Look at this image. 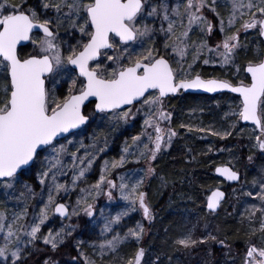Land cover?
Segmentation results:
<instances>
[{
    "label": "snow or ice",
    "instance_id": "obj_1",
    "mask_svg": "<svg viewBox=\"0 0 264 264\" xmlns=\"http://www.w3.org/2000/svg\"><path fill=\"white\" fill-rule=\"evenodd\" d=\"M25 2L26 0H20V3L0 0V74H3V83L0 84V180L3 181L4 189H14L18 170L37 160L41 152L50 149V154L42 161V170L37 174L40 184L48 186V198L31 223L23 222L28 215L27 204L20 211L12 212L11 219L8 210L0 208V234L3 240L0 244V258H3V264H8L9 260L11 264H24L29 255L39 251L35 249L37 240L42 239L45 245L55 251L64 243L65 238L71 235L64 228L55 231L50 229L42 236L40 233L41 226L53 210L61 217L79 215L75 206L69 213L64 203H56V196L53 193L66 190L64 184L57 182V176L66 175L62 156L67 153V146L54 145L57 137L64 133L74 135L72 129L89 121L90 115L82 111V105L89 97H95V111L101 113L110 111L112 118L127 121L132 112L129 110L118 113L117 110L124 105H133L134 101L139 103L148 90L157 91V95H149L143 99L141 105V108L148 106L149 109L144 125L153 128L155 132L154 137L147 134L149 143H144L137 154V158L144 159L148 165L145 169L146 176L155 173L152 161L177 135L171 128H162L160 122L171 118V114L162 109L163 98L180 89H204L208 92L230 89L232 92L240 93L243 99L239 117L245 121H252L260 130L256 141L259 148L264 150V61L258 63L250 61L246 71L251 74V83L246 85L241 82L239 86H232L230 82L220 79H203L199 73L191 76L190 72H184V78L177 80L178 72L170 65L169 59L152 46L138 53L135 59L129 55L127 65L120 55L107 57V60L112 61L116 67L108 68L98 62L95 67H91L89 63L101 55L102 49H114L116 44L112 41L117 37L119 43L124 45L144 38L151 40L150 33L157 30L148 24L142 26L138 24L142 18L159 20L158 31L167 37L163 44L164 49L171 47L176 55L184 58L187 50L193 46L187 43V38L194 25L202 32L206 30L208 34L212 33L213 24L204 15V11L207 9L216 13V0H184L182 4L178 0L173 5H170L168 0H159L158 3H153V0H41L44 9L54 10L56 14L54 21L52 18L41 21L35 8L24 7ZM216 15L219 17V13ZM245 16L248 19L244 20L242 28L248 30L258 27L259 34L264 36V0H232V10L227 18L229 29L225 28L224 19L221 17L220 31L224 33L230 30V27L235 26L238 17L243 19ZM65 21L69 27L80 33V39L75 45L70 46L67 56L61 50V42H58V31ZM178 27L182 30L177 31ZM34 28L43 33L39 40L30 36ZM28 40H32L34 48L21 57L17 51V44ZM240 46L236 34L225 35L222 45L217 44L216 48H209L207 41L202 40L195 44L193 62L207 49L209 53L216 52L221 57L222 64H228L232 62V57ZM221 47L223 51H220ZM204 63H209V60L205 59ZM67 65L75 66V69L79 70V75L64 81L60 73L67 71ZM181 71H184L182 67ZM62 82H67L68 94L60 100L54 93L56 86ZM49 83L53 85L52 89L47 87ZM188 130L192 131V128L189 127ZM145 134L142 132L141 135L132 137V144L143 143L141 136ZM212 135H220L223 139L231 133L212 132ZM98 140L97 137L91 146L93 149L97 147ZM72 143L73 141H68V144ZM130 147L125 146L123 153H129ZM80 148H84L82 142L76 151L70 153L72 158L70 167L76 171L72 177L73 184L85 175L95 159V155L87 149L84 156H79ZM99 151L103 152L104 148H99ZM125 161L126 157L122 154L119 160L112 161L111 168L121 167ZM109 171L106 161L101 169L100 180L92 186L97 194L104 183L109 188L117 187L112 180L106 178L105 173ZM216 172L224 175L229 181L239 180L238 173L229 167H217ZM120 180L118 187L122 198L131 202L133 211L138 204L144 218L150 221L152 214L146 203V194L140 191L143 178L137 180L130 188L123 182L125 177L121 176ZM252 184L254 188L259 189L254 197L259 203L250 204L245 213L241 214V223L247 221L250 230L249 239L245 242L247 250L243 264H264V175L259 179H253ZM24 188L26 192H21L20 195L27 201L31 188L27 184ZM107 195L109 199L112 198L111 191ZM245 195L252 196L253 193L246 192ZM223 196L224 193L216 190L207 197L206 206L210 213L216 211ZM80 205H83L82 210L87 216L93 215V205L87 203L86 199L78 200L77 206ZM127 214V211H123L106 219L103 232H108L112 224L119 223L121 217ZM257 223L258 228L254 226ZM205 231L207 235L194 238L193 230H189L174 243L185 249L211 242L229 247L224 240L218 239L208 231L207 224ZM144 232L143 225L137 223L135 228L128 229L125 236L117 234L110 240H103L99 244V255L116 253L119 246L128 238L138 243ZM257 233L260 234V245L251 242V237ZM144 255L145 250L138 248L135 255L124 260L123 264H141ZM44 264L55 262L47 259ZM85 264H96V261L86 258Z\"/></svg>",
    "mask_w": 264,
    "mask_h": 264
},
{
    "label": "rangeland",
    "instance_id": "obj_2",
    "mask_svg": "<svg viewBox=\"0 0 264 264\" xmlns=\"http://www.w3.org/2000/svg\"><path fill=\"white\" fill-rule=\"evenodd\" d=\"M12 2L20 3V0H12ZM158 2L159 0H153V3ZM168 2L170 5H173L176 4L178 0H168ZM179 2L182 4L184 0H179ZM24 7L35 8L41 21L48 18H52L54 21V18L56 16L54 10L44 9L41 6V0H26V2L24 3ZM215 8L216 13H219V17L216 15V13L210 12L207 9L204 11V15L213 24L212 33L208 34L206 30L202 32L198 26L194 25L192 30L189 32V37L187 38V43L193 46L187 50V54L184 58L176 55V53L172 51L171 47L164 49L163 44L167 37L158 31V29L160 28L159 20H154L152 18H142L138 21V24H140L141 26L143 24H148L157 30L154 33H150L152 39L150 40L148 38H144L143 40L133 41L132 43L127 45H121L117 42V39H115V41L112 42L116 44V47L112 51L105 52L98 63L108 68L116 67V65L112 61L107 60V57L120 55L124 64L127 65L129 55H131L132 58L135 59L138 53H141L149 46H152L157 49L161 55L168 57L171 66L178 72V75L176 77L177 80L184 78V72H190L191 76H194L195 73H197L195 71V66L199 60H201L199 64H214L219 65L223 68H227L229 66L233 67L232 64H234L233 60L235 59L236 52L239 50H243L246 47V45H244L242 42L243 39L245 38L247 40L248 36H251L253 33H257L259 36V28L257 27L255 29L248 30L243 29L242 24L244 23V20L248 19V17L245 16L243 19H240L238 17L235 26L230 27V30L222 33L220 31V18L222 17L224 19L225 28L229 29L227 18L232 10V0H216ZM184 23H187L186 19L184 20ZM164 27H167L166 23L164 24ZM237 29H239L238 32ZM181 30L182 29H180L179 27L177 28V31ZM231 34H236L238 36L241 45L232 57V62L228 64H222L221 57L218 56L216 52L209 53L207 49H205L200 54L199 58L196 59L195 62H193V54L196 52L195 44H199L202 40H206L209 48H216L217 44L222 45V41L224 40L225 35ZM42 36L43 35L40 33L32 34V38L36 40H39V38ZM79 39L80 33L75 29L69 27L67 21H65L58 31V42H61V50L64 52L65 56H67L68 51L70 50V46L75 45L77 43V40ZM153 41H155L154 44ZM193 42H195V44ZM125 47H127V52H125ZM23 48H25L26 51L31 52L34 48L32 40L30 44ZM252 50L253 53H259V55L263 52V48L259 50V44H257V42L253 40ZM220 51H223L222 47L220 48ZM205 59H208L209 63L205 64ZM96 63L97 62L91 64V67H95ZM189 65H191V68H189ZM181 67L184 71H181ZM232 71L235 72L233 74H235L236 76L239 75L238 81H243V77L240 75L244 74L247 77L243 69L242 71H237L236 68H232ZM60 75L61 77H63L64 81H69L72 76H77L68 65L67 71H62ZM2 83L3 74H0V84ZM47 87L49 89H52L53 85L49 83ZM67 94V82H62L61 84L56 86L54 93L55 97L62 100L63 97ZM149 95H157V93L152 92L148 94L144 99H146ZM142 103L143 100L139 103H136L135 105L117 110L118 113L120 111L129 110L132 112V115L127 118V121L112 118V112L95 114L93 110L91 111L92 106L91 103H89L84 108L85 112L89 113L91 117L88 124H86L80 130L73 132L74 135L66 136L67 139L63 138L55 141L54 146L56 147H59L60 144H65L67 146V153L62 156V162L66 166L64 169L66 175L57 176V182L60 184H64L66 186V190H61L59 193L54 192L53 194L54 196H56V202L62 201L69 207V213L72 212L73 207L75 206L76 210L79 212V215H70L67 217V219L63 220L54 216L52 211L48 219L41 226L40 234L41 236L46 235L50 229L54 231L60 230L61 228L66 229V231L70 232L71 235L67 236L64 240V243L59 247L62 248L71 240L78 249L79 257L84 263L86 258H93L91 256L92 253L95 254V256L99 255V244L103 240H110L117 234L123 237L127 233L128 229L135 228L137 226V223L142 224L145 229L143 235L144 238V236L148 233L149 224L152 223L154 219V211L149 205L148 206L152 214V219L150 221L144 218L143 211L139 208L138 204L135 206L134 211L131 210V202L122 198L120 189L118 187L121 183V176L125 177V180L123 182L127 183L129 185V188L132 184H134L141 178H143L144 182L148 178H150V176L145 175V169L148 167L145 160L137 158L138 151L139 149L143 148V144L149 143L147 134H151L153 137L155 136L154 129L151 127H146L144 125L146 113H148L149 109L148 106H144L141 108ZM240 107L241 102L237 96L234 95L221 97L219 99H212L211 104H208L207 108L210 112L206 111V106L199 105L198 107H193V109H188L187 112L186 110H184L182 113L184 115L182 119L177 120L173 113V109L168 107L166 102H164L163 100L162 109L164 112L170 113L171 118L170 120L161 121L160 125L164 129L171 128L177 133V135L172 138L171 143L166 148L162 149V151L157 154V158L152 161V167L154 165V162L157 161L160 155L166 154V152H168L169 149L172 148L174 142L179 138V135L181 134V126L179 127L178 124H183L184 126L187 125L193 129H204V131L200 132H207L204 136L212 141H216L219 144V147L222 148L225 147L224 145L226 144L231 145L236 143L237 141H242V146L245 149V154L242 155L243 157H241L240 155H238L237 157H233L228 153L221 152L220 158L225 159V162L221 164H229L232 168L238 170L244 177L241 178L240 181L233 186L227 184L229 186L227 187L226 183L223 182L217 183L215 186L227 187L230 194L229 202L233 204L234 211L239 215L238 217L241 219V214L245 213V209L250 204L259 203L254 199L255 192L259 189L258 187H253L252 181L253 179H259L261 175H264V161H259L260 163L255 162L258 154H264V150H259V146L256 141L258 132L256 131L255 127L248 124H242L240 122ZM137 109L140 110L137 111ZM153 111H155V109H153ZM193 114H195L196 116H194ZM142 132L146 133L145 135L141 136V140L143 143L133 145L132 137L141 135ZM212 132L221 134H223L224 132H229L231 133V135L226 136L222 139L220 135H212ZM97 137L99 138L98 144L97 147L93 149L91 146L96 142ZM105 140L107 141L106 144ZM68 141H73V143L68 144ZM81 142L83 143L84 148H80L78 155L84 156L85 149H87L88 152L95 155V159L93 160L91 168H89L85 175L82 178L76 180L75 184H73L72 177L76 174V171H74L70 167V165L72 164L70 153L76 151V149L80 147ZM125 146H131L129 153H123L122 150ZM149 147H151L150 144ZM99 148H104V151L100 152ZM50 151L51 150L48 149V151L46 152H41L40 157L35 160L31 164V166L21 172L22 174H18V179L14 182V189H4L2 186L3 181L0 180V208L8 210L9 219H11L12 212L20 211L25 207V204H27L28 215L23 222L31 223L34 217L39 214L40 209L44 206V203L48 198V186L40 184L37 174L42 170V161L44 160V157L46 155L50 154ZM122 154L126 157V161L123 166L118 168H111L112 161L119 160ZM249 157H251V159H249ZM106 161L108 162V166L110 169L109 172L105 173L106 178L112 180L117 185V187L109 188L108 185L104 183L101 185V191L99 192V194H97L92 186L100 180L101 169L104 167ZM77 163H79V161H77ZM25 184H27L31 188V193L28 194L29 198L27 201H25V199L20 195L21 192H26V189L24 188ZM143 185L141 186L140 191H142ZM81 189H84L85 191L82 192ZM109 191H111L112 193L111 199H109L107 195ZM246 192H252L253 195L246 196ZM85 199L87 200V203L93 205L92 216H87L83 212V205L77 206L78 200ZM229 202L228 204H230ZM123 211H127L128 214L122 216L119 223L112 224L108 232H103L106 219H110L111 217H114ZM184 218L185 224H183V227L184 229L186 228V232L183 233L181 237L188 232V225L191 228L190 230H193L194 238H199L201 236L207 235V232L205 231V225L207 224L208 227L212 228L211 223L214 224L215 222V218H211L210 216H208L207 218H203L195 213L192 215V217H190L188 214H185ZM189 218H191L190 222L188 220ZM243 225L244 227L247 226V228L249 229L247 221H244ZM215 226L212 230L208 228V231H211L213 234L216 233V236L218 237V231L215 229ZM254 226L258 228V223ZM143 238L141 240H143ZM130 239L132 238H128L126 241ZM218 239L220 238L218 237ZM251 242L253 244L260 245V237L258 240H251ZM2 243V234H0V244ZM209 244L198 245L187 250L193 254H196L207 249ZM83 245L89 247L88 252H85V248H83ZM215 246L221 249H219L216 253L217 255H219L220 252L219 258L212 264H243L244 256L247 250L246 243L245 247L240 251H234L233 249L225 247L224 245H221L219 243H215ZM47 247H49V249L51 250L50 246L45 245L42 239L35 241V249H39L38 252H40V250H43V248L47 249ZM233 257H236V259ZM45 260L46 258H44L43 261H40L39 264H44ZM50 260L55 262L56 259L53 258ZM122 262L123 261H121V263ZM0 264H3V258H0ZM8 264H11L10 260L8 261Z\"/></svg>",
    "mask_w": 264,
    "mask_h": 264
},
{
    "label": "trees",
    "instance_id": "obj_3",
    "mask_svg": "<svg viewBox=\"0 0 264 264\" xmlns=\"http://www.w3.org/2000/svg\"><path fill=\"white\" fill-rule=\"evenodd\" d=\"M252 40L259 44V50L263 48V43L257 33L248 36L247 40L244 38L242 42L246 47L236 52L233 67L223 68L214 64H199L201 61L199 60L195 66V71L204 78L217 77L230 82H237L239 75L233 74L235 72L232 71V68L242 71L245 63L256 62L261 56L259 53H253ZM26 53H29V51H26L25 48L19 50L20 56H24ZM240 76L243 77L244 82L247 81L244 74ZM226 96L233 95L224 93L210 97L185 93L169 97L166 104L173 109L175 118L180 120L184 116L182 114L184 110L187 112L188 109L203 105L206 106V111H209L207 106L211 104L212 99ZM181 125L183 124H178L179 127ZM189 127L187 125L180 127L181 134L179 138L166 154L160 155L157 161L154 162L155 173L144 182L142 187V191L146 194L147 203L154 211V219L149 224L147 235L138 243L133 239L123 242L116 253H106L104 256H95L92 253V259L96 261V264H120L121 261L133 257L138 248L145 250L141 264H212L219 258L220 252L219 255L216 253L221 249L215 246V242H211L207 249L196 254L174 243L186 232V228L183 227L185 214L190 217L195 213L203 218L208 216L215 218L214 224L216 226L211 223L212 228L208 227L209 229L212 230L215 226L218 237L224 240L225 244L234 251H240L245 247L250 230L247 226L244 227L238 217L239 215L234 211L233 204L229 202L230 194L227 184V187L221 186L226 189L227 197L226 201L224 200L225 202L223 201L221 204L220 209L216 213H210L205 208V200L209 191L215 188L217 183L223 182L213 174L214 166L225 162L224 158H220V153H228L233 157L238 155L243 157L245 149L242 146V141H237L231 145L226 144L222 148L219 147L216 141L204 136L207 132H200L198 128H192V131H189ZM259 161H264L263 153L258 154L256 157L255 162L258 163ZM243 177L242 175L241 178ZM190 219H188L189 222ZM187 227L189 230L191 229L189 225ZM214 234L216 235V233ZM259 237L260 235L257 234L251 237V240H258ZM83 248H85V252L89 251L88 246L83 245ZM56 250L54 252L49 247L47 249L43 248L40 252L27 257L24 264H39L44 258L46 260L47 258H55V264H85L80 259L78 249L71 240L62 248L58 247ZM233 258L236 259V257Z\"/></svg>",
    "mask_w": 264,
    "mask_h": 264
},
{
    "label": "water",
    "instance_id": "obj_4",
    "mask_svg": "<svg viewBox=\"0 0 264 264\" xmlns=\"http://www.w3.org/2000/svg\"><path fill=\"white\" fill-rule=\"evenodd\" d=\"M34 32H39V33L43 34L41 30H39V29H37V28H34L33 31L30 33V36H31ZM259 35H260V34H259ZM117 38H118V37H117ZM260 38H261V40L263 41V45H264V36H261V35H260ZM131 42H132V41H131ZM29 43H30V40H28V41H20V42H18V44H17V51H18V49H19L20 47H24V46L28 45ZM128 43H130V42H128ZM111 49H112V48H109V50H111ZM104 50H107V49H102L101 52L104 51ZM99 57H100V56L96 57V59H95L94 61H97V60L99 59ZM165 58H166V57H165ZM166 59H167V58H166ZM94 61H90V62H94ZM260 61H264V50H263V52H262L261 59H260L258 62H260ZM90 62H89V63H90ZM258 62H256V63H258ZM248 65H249V64H246V65L244 66V72H245V74L247 75L248 80H249L248 83H246V85L251 83V74L248 73V72L246 71ZM69 67H71L73 70H75L77 76L79 75V70H78V69H75V66L69 65ZM194 76H195V75H194ZM202 78H203V77H202ZM203 79H213V78H203ZM214 79L225 80V79H221V78H214ZM225 81H227V80H225ZM228 82H229V81H228ZM230 83H231V82H230ZM240 83H241V82H238V83H236V84H234V83H231V84H232V86H239ZM152 91H156V90H148V92L146 93V95H147L148 93L152 92ZM179 91H180L182 94L189 93V94H202V95H216V94H220V93H229V94H232V95L237 96V97L240 99V102H241V108H242V99H243V98L241 97L240 93H238V92H232L230 89H218V90H216V91H214V92H208V91H205L204 89H180V90H178L176 93H169V94H167L164 98H167L168 96H175V95L178 94ZM146 95H145V96H146ZM141 100H142V99H141ZM141 100H140V101H141ZM90 102H93V109H94V111H95V102H96V101H95V97H89L88 100L85 101L84 105H82V111H83L84 107H85L88 103H90ZM136 103H137V102H135V101L133 102V104H136ZM128 106H130V105H124V106H121V109H122V108H125V107H128ZM83 112H84V111H83ZM95 113H100V112L95 111ZM240 122H241L242 124L253 125V126L255 127L256 131L258 132V134L260 135V130L256 127V125H255L252 121H245V120H243L242 118H240ZM87 123H88V122H86V124H87ZM84 125H85V124H84ZM84 125H80L78 128H76V129H72L71 132H74V131L80 129V128L83 127ZM67 135H68L67 133H64V134H62V136L57 137L56 140L62 139V138H64V137L67 136ZM259 150L262 151V149H260V148H259ZM31 164H32V162H30L29 165L23 166V169H22V170L26 169V168L29 167ZM217 167H221V168H223V167H229V168H231L233 171H236V170H235L234 168H232V167H231L230 165H228V164H219V165H216V166L214 167L213 172H214L215 176L219 177L220 179L224 180L225 182L230 183V184H232V183L235 184V183H237V182L240 180V178H241V174H240L238 171H236V172H237L238 175H239V180H237V181H229V180L226 179V177H225L224 175H221L220 173L216 172V168H217ZM22 170H18V173H20ZM216 190H219L220 192L224 193V196H223V198H222V200H221V203H222V201L226 198V192H225L223 189H221V188H215V189H213V190H211V191L209 192L208 196H210L211 193H212L213 191H216ZM208 196H207V197H208ZM57 203H63V202H62V201H59V202H57ZM221 203H220V204H221ZM206 205H207V199H206ZM219 207H220V205L218 206V208L216 209L215 212H217V211L219 210ZM67 208H68V207H67ZM206 208H207V206H206ZM68 211H69V210H68ZM53 213H54L55 216H57V217H59V218H62V219H66V218H67V217H61V216H59V214L55 213L54 210H53Z\"/></svg>",
    "mask_w": 264,
    "mask_h": 264
}]
</instances>
